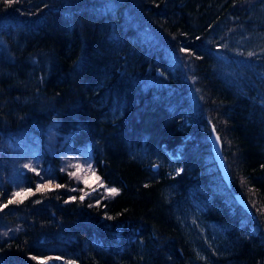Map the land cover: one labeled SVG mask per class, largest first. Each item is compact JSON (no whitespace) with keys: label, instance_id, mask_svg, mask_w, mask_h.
Masks as SVG:
<instances>
[{"label":"trees","instance_id":"obj_1","mask_svg":"<svg viewBox=\"0 0 264 264\" xmlns=\"http://www.w3.org/2000/svg\"><path fill=\"white\" fill-rule=\"evenodd\" d=\"M48 125L117 192L32 148ZM41 260L264 264V0H0V264Z\"/></svg>","mask_w":264,"mask_h":264},{"label":"rangeland","instance_id":"obj_2","mask_svg":"<svg viewBox=\"0 0 264 264\" xmlns=\"http://www.w3.org/2000/svg\"><path fill=\"white\" fill-rule=\"evenodd\" d=\"M47 131L43 133L40 140L39 137H32L30 146L34 144L43 145L49 150L51 155L58 154L61 161L63 170L69 171L75 179L81 183V187L85 193H90L93 190L101 191L104 195H112L108 189L115 188V186L108 185L103 182L95 170L94 158L92 149L89 144H74L68 139L65 134L59 133L54 126L48 125ZM31 148V149H32ZM15 173L14 177H18L22 173L34 170L39 173V186L54 188L57 186L56 180L50 176L52 163L48 162L47 165L40 164L35 156V151H30L27 144H19L17 153L14 154ZM27 165V167H26ZM42 171V172H41ZM97 177L99 179H97ZM27 188H20L14 190V197H22L28 191ZM20 193V195H16ZM52 262V260H50ZM46 261L41 260L39 264H44Z\"/></svg>","mask_w":264,"mask_h":264},{"label":"water","instance_id":"obj_3","mask_svg":"<svg viewBox=\"0 0 264 264\" xmlns=\"http://www.w3.org/2000/svg\"><path fill=\"white\" fill-rule=\"evenodd\" d=\"M209 138L211 141V151H212L213 159L216 163L218 170L220 171V174L223 180L225 181L227 185H229L230 184V173L228 171L226 161L222 154V141H221L219 133L217 132V130L215 129L213 125H211L210 127ZM235 198L244 208L250 211L247 203L244 201V199L241 197L240 194H236Z\"/></svg>","mask_w":264,"mask_h":264},{"label":"snow or ice","instance_id":"obj_4","mask_svg":"<svg viewBox=\"0 0 264 264\" xmlns=\"http://www.w3.org/2000/svg\"><path fill=\"white\" fill-rule=\"evenodd\" d=\"M14 2H17V0H6V3H8L9 5H11ZM26 167H27V165H26ZM73 175H75V174L73 173ZM97 179H99V178L97 177ZM108 191L110 193H115V192H117V189L111 188V189H108ZM16 195H20V193H17ZM81 199H83V197H81ZM33 259H35V258H33Z\"/></svg>","mask_w":264,"mask_h":264}]
</instances>
